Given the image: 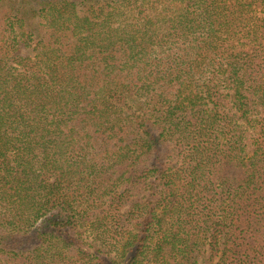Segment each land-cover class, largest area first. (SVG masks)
Here are the masks:
<instances>
[{
  "label": "trees",
  "instance_id": "1",
  "mask_svg": "<svg viewBox=\"0 0 264 264\" xmlns=\"http://www.w3.org/2000/svg\"><path fill=\"white\" fill-rule=\"evenodd\" d=\"M204 259L264 264V0H0V264Z\"/></svg>",
  "mask_w": 264,
  "mask_h": 264
},
{
  "label": "rangeland",
  "instance_id": "2",
  "mask_svg": "<svg viewBox=\"0 0 264 264\" xmlns=\"http://www.w3.org/2000/svg\"><path fill=\"white\" fill-rule=\"evenodd\" d=\"M205 258H207V257L205 256ZM203 263H204V264L206 263V262H205V259L202 261V264H203Z\"/></svg>",
  "mask_w": 264,
  "mask_h": 264
}]
</instances>
